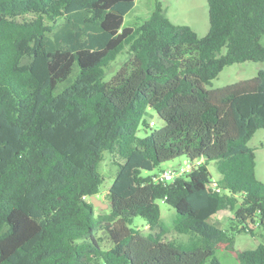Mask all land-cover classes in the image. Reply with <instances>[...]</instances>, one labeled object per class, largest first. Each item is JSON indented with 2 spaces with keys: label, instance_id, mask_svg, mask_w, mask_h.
Instances as JSON below:
<instances>
[{
  "label": "trees",
  "instance_id": "1",
  "mask_svg": "<svg viewBox=\"0 0 264 264\" xmlns=\"http://www.w3.org/2000/svg\"><path fill=\"white\" fill-rule=\"evenodd\" d=\"M154 2L125 25L136 0H0V264H224L221 249L264 264V233L241 250L230 234L264 224L249 145L264 128V67L207 88L228 65L264 62V0H208L204 36ZM149 108L165 124L141 137ZM106 155L116 172L97 212ZM183 156L192 168L162 179ZM161 202L185 238L168 239ZM225 210L229 229L213 221Z\"/></svg>",
  "mask_w": 264,
  "mask_h": 264
},
{
  "label": "rangeland",
  "instance_id": "2",
  "mask_svg": "<svg viewBox=\"0 0 264 264\" xmlns=\"http://www.w3.org/2000/svg\"><path fill=\"white\" fill-rule=\"evenodd\" d=\"M163 7L165 8L168 17L175 24L189 25L191 26L199 36H204L209 31L210 21H209V5L208 0H161ZM154 0H136V7L133 8L125 16V25L133 24L140 18L148 17L154 9ZM127 58V53L120 54L119 57L113 61L110 67L107 69L108 77L118 71L122 66L123 62ZM264 67V62H254L247 61L242 63H234L226 66L219 76L215 78L210 85H207V88L214 89L222 86H226L238 81L247 80L255 77L260 68ZM69 91L66 92V94ZM145 119L147 123L151 121L155 122V125L152 127H146L143 124L140 125L138 130V135L143 137L152 129H159L164 126V120L158 115V113L149 108L145 114ZM249 145L254 149L256 155V173L257 177L264 181V128L259 129L255 132ZM188 160L186 157H177L170 161H167L162 164V169H180L181 167H186ZM208 168L211 172L213 179L219 178V173L217 170L216 161H210ZM101 171L105 175V180L101 186V191L96 195V199L101 200L102 202L108 203L107 193L109 187L111 186L116 167L114 168L112 159L110 155H106L104 161L101 164ZM144 174L148 173L146 171ZM151 174L158 173V170L149 172ZM88 200L93 201L92 197H89ZM161 211L162 216L166 224L170 227V231L167 233L168 239H181L185 238L177 234L173 229V220L176 216V210L170 205L161 202ZM96 211H106L109 207L99 208L97 206ZM213 221L217 222L223 228H230L233 225L234 214L229 210L221 211L216 216H214ZM134 225H138L148 232V227L146 226L145 221L136 217ZM255 232V235L246 232H234L230 231V234L235 237V248L238 250L245 248H253L259 245L262 242V233H264V224H260L259 217L257 216L256 222L252 226ZM218 256L221 258L224 264H238L236 260V253L233 251H227L221 249L218 252Z\"/></svg>",
  "mask_w": 264,
  "mask_h": 264
},
{
  "label": "built area",
  "instance_id": "3",
  "mask_svg": "<svg viewBox=\"0 0 264 264\" xmlns=\"http://www.w3.org/2000/svg\"><path fill=\"white\" fill-rule=\"evenodd\" d=\"M151 126L155 125L154 121L150 122ZM192 168V164L188 162L186 167H181L180 169H165L162 173H161V178L166 180V181H171L174 180L176 176H183L186 172H188L190 169ZM211 186L215 189L220 190L217 187V183L216 181H214Z\"/></svg>",
  "mask_w": 264,
  "mask_h": 264
},
{
  "label": "water",
  "instance_id": "4",
  "mask_svg": "<svg viewBox=\"0 0 264 264\" xmlns=\"http://www.w3.org/2000/svg\"><path fill=\"white\" fill-rule=\"evenodd\" d=\"M92 198H93L92 203H93L94 206H97V207H99L101 209L104 208V207H110L109 203H105V202H102L99 199H96V195H93Z\"/></svg>",
  "mask_w": 264,
  "mask_h": 264
},
{
  "label": "crops",
  "instance_id": "5",
  "mask_svg": "<svg viewBox=\"0 0 264 264\" xmlns=\"http://www.w3.org/2000/svg\"><path fill=\"white\" fill-rule=\"evenodd\" d=\"M213 219H214V217H213Z\"/></svg>",
  "mask_w": 264,
  "mask_h": 264
}]
</instances>
